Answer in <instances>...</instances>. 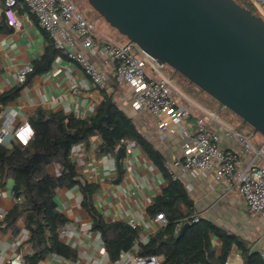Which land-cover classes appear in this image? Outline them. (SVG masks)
Masks as SVG:
<instances>
[{
  "label": "crops",
  "instance_id": "obj_1",
  "mask_svg": "<svg viewBox=\"0 0 264 264\" xmlns=\"http://www.w3.org/2000/svg\"><path fill=\"white\" fill-rule=\"evenodd\" d=\"M16 11L20 21L18 30L12 29L4 17L0 1V96L19 90L17 96L4 104L0 103V127L8 129L4 145L12 147L14 130L23 122H29L30 117L38 110L87 118L96 113L104 94L112 96L117 105L133 119L137 130L162 153L165 158L164 167L155 164L144 149L136 144L130 153L125 151L119 176L117 153L111 157L101 153L100 136L75 145L71 150V157L81 179L98 186L93 198L94 205L105 222L134 221L139 227V239L134 246L137 250L140 244H147L160 228V223L155 221L156 216H150L148 208L172 180L165 165L182 158V137L178 134L164 135L149 113L139 115L125 109L131 100V90L125 85L117 84L112 73L113 66H106L104 63L102 48L110 41L106 34H96L92 49H81L94 63L110 71L106 87L96 89L76 62L67 58L56 60L60 55L59 51L26 8L19 5ZM52 46L54 48L51 52H57L49 70L32 75L24 84H19V70L26 65H38ZM202 114V111L192 110L193 120ZM220 119L222 120L221 115ZM220 126L208 120V128L221 136V147L240 152L237 142L225 137ZM47 170L52 176L62 174V167L58 163L49 165ZM178 182L193 201L196 215L240 236L247 247L258 250L262 256L264 220L250 214L244 202L238 200L236 192L231 191L224 183L216 182L209 173H188ZM13 188L14 180L0 174V215L5 216L0 219V264H9V260L16 254L24 256L32 250L29 243L31 233L26 229L24 219H20L15 225L5 221L17 204ZM233 197L237 209L243 210L248 217L243 227L238 229L230 225L225 216H221L222 211L228 213L235 210L230 204ZM56 201L59 211L67 219L64 225L66 234H60V239L75 251V256L67 259L49 255L41 264H114L106 252L100 232L93 229L92 218L82 206L80 187L57 189ZM181 210L184 213L187 211L183 206ZM215 245L220 254V241L216 240ZM227 264H244L239 247L233 246Z\"/></svg>",
  "mask_w": 264,
  "mask_h": 264
},
{
  "label": "trees",
  "instance_id": "obj_2",
  "mask_svg": "<svg viewBox=\"0 0 264 264\" xmlns=\"http://www.w3.org/2000/svg\"><path fill=\"white\" fill-rule=\"evenodd\" d=\"M246 8L257 15L252 3ZM53 48L33 67L34 72L28 78L49 70L57 52H51ZM18 94L19 90L15 89L2 95L0 103L4 104ZM29 123L34 136L26 146L16 141L10 148L0 144V174L14 180L15 197L23 200L16 204L5 221L15 225L24 219L25 227L31 233L29 243L32 250L24 255L25 264H41L49 255L67 259L75 256V251L60 239L59 229L64 227L67 219L59 211L56 201L57 189L74 186L80 187L82 206L92 218L93 229L100 232L113 263L122 253L131 251L137 257L160 256L161 264H225L233 246H237L244 264H264L261 253L247 247L240 236L196 215L193 201L178 181L171 180L148 208L152 217L164 214L167 224L161 226L147 244H140L137 250L134 246L139 239L138 226L123 221L105 222L94 205L98 186L81 179L72 160L71 150L75 145L100 136L101 153L115 154L123 147L124 157V140H128L140 145L159 167L163 168L165 163L162 153L137 130L133 119L112 96L104 94L96 113L87 118L38 110L30 117ZM53 163L62 167V174L58 177L47 170ZM181 206L187 209L185 213ZM196 216H199L198 221H195ZM185 225L187 228L181 234ZM216 240L221 244L220 254L217 253Z\"/></svg>",
  "mask_w": 264,
  "mask_h": 264
},
{
  "label": "built area",
  "instance_id": "obj_3",
  "mask_svg": "<svg viewBox=\"0 0 264 264\" xmlns=\"http://www.w3.org/2000/svg\"><path fill=\"white\" fill-rule=\"evenodd\" d=\"M0 1L4 17L12 29L18 30L20 27L16 8L23 6L36 18L59 51L57 61L67 58L76 62L96 89L106 87L110 71L94 63L81 51L94 47L96 29L72 0ZM250 1L257 15L264 19V0ZM102 52L105 65L113 66L115 82L131 90V100L125 109L139 115L149 113L164 135L178 134L182 137V158L165 165L171 179L181 181L188 173H209L216 182L224 183L236 192L250 214L264 220V145L257 147L247 135L222 123L218 113L202 111V116L193 120L192 110L179 102L171 80L162 76L165 66L159 65L128 40L125 43L108 41ZM33 72L31 65L22 67L18 72V83L24 84ZM208 120L220 124L225 137L235 140L241 151L223 149L221 136L208 128ZM7 135L8 129L2 126L0 144H4ZM33 136L34 130L26 121L14 130L13 141L26 146ZM124 144L126 153H130L136 145L128 140H124ZM111 155L114 156L108 153V156ZM15 198L17 203L23 201L22 198ZM4 218V215H0V219ZM198 218L196 216L195 221ZM155 221L160 223V227L167 224L162 213L156 216ZM129 224L136 226L134 221ZM59 234H66L64 227L59 229ZM161 261L160 256L137 257L130 251L122 253L114 264H161ZM9 264H25L24 256L16 254L9 260Z\"/></svg>",
  "mask_w": 264,
  "mask_h": 264
},
{
  "label": "water",
  "instance_id": "obj_4",
  "mask_svg": "<svg viewBox=\"0 0 264 264\" xmlns=\"http://www.w3.org/2000/svg\"><path fill=\"white\" fill-rule=\"evenodd\" d=\"M87 1L143 53L264 137L263 17L235 0ZM123 152L116 156L119 176Z\"/></svg>",
  "mask_w": 264,
  "mask_h": 264
},
{
  "label": "rangeland",
  "instance_id": "obj_5",
  "mask_svg": "<svg viewBox=\"0 0 264 264\" xmlns=\"http://www.w3.org/2000/svg\"><path fill=\"white\" fill-rule=\"evenodd\" d=\"M72 1L84 17L94 25L96 34H106L110 41L116 43H125L127 41L125 37L121 36L115 29L110 27L109 24H107L105 20L99 16L96 11H94L87 0ZM235 1L246 7L251 3L250 0ZM106 31H109L110 34L106 33ZM161 74L171 80L173 88L177 93V98L181 104L188 106L191 110L218 113L221 115L223 120L222 122L225 125L247 135L257 147H262L264 145V137L262 135L258 133L254 134V129L250 125L245 124L241 118L236 116L229 109L223 108L221 104L206 93L202 92L182 75L175 73L172 68L165 66ZM236 195L238 200L241 202V197L237 193ZM235 203V198H231L230 204L235 210H233V212L229 211L228 213L222 211L221 216H225L230 222V225L238 229L240 226L243 227V223L247 222L246 220L248 217L247 214L245 215L243 210L237 209V205Z\"/></svg>",
  "mask_w": 264,
  "mask_h": 264
}]
</instances>
